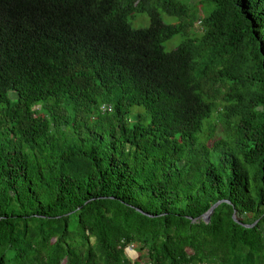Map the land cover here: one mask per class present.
I'll use <instances>...</instances> for the list:
<instances>
[{
    "label": "trees",
    "instance_id": "1",
    "mask_svg": "<svg viewBox=\"0 0 264 264\" xmlns=\"http://www.w3.org/2000/svg\"><path fill=\"white\" fill-rule=\"evenodd\" d=\"M203 1L0 0V264H264V0Z\"/></svg>",
    "mask_w": 264,
    "mask_h": 264
},
{
    "label": "rangeland",
    "instance_id": "2",
    "mask_svg": "<svg viewBox=\"0 0 264 264\" xmlns=\"http://www.w3.org/2000/svg\"><path fill=\"white\" fill-rule=\"evenodd\" d=\"M189 1H190V4L192 5V17L194 19L193 26L192 28L189 29V32L191 36H194L201 32V28L199 24L200 19L202 18V16L208 13L210 9H212V5L208 1H203L200 4H199V0H189ZM161 15H162L163 21L165 22H176L177 21L176 17L168 16L164 13H162ZM128 24L130 25L132 29L144 28L149 25V17L145 12H134L128 18ZM183 37L184 36L182 34H176L172 36L171 38H169L168 40L164 41L163 42L164 49L166 51L174 49L182 41ZM134 109L144 112V109L139 106L135 107ZM86 118H87V115L84 112V110L80 107H77L75 109V119L79 122H83L86 120ZM218 126H219L218 127L219 129H222L220 128L222 125L218 124ZM219 129H217L218 132H219ZM129 256L133 259H138V257L134 253H131V255Z\"/></svg>",
    "mask_w": 264,
    "mask_h": 264
},
{
    "label": "water",
    "instance_id": "3",
    "mask_svg": "<svg viewBox=\"0 0 264 264\" xmlns=\"http://www.w3.org/2000/svg\"><path fill=\"white\" fill-rule=\"evenodd\" d=\"M221 201H216L214 204H212L207 211H205L202 215L201 218L205 221L208 222L210 219V215L213 212L214 208L220 203ZM232 218L234 221L239 222L236 218L235 211L232 214ZM242 224V223H241ZM245 226H252L253 224H244ZM135 252V251H134ZM133 257V256H132Z\"/></svg>",
    "mask_w": 264,
    "mask_h": 264
},
{
    "label": "built area",
    "instance_id": "4",
    "mask_svg": "<svg viewBox=\"0 0 264 264\" xmlns=\"http://www.w3.org/2000/svg\"><path fill=\"white\" fill-rule=\"evenodd\" d=\"M101 108L104 110V109H105V106L103 105V106H101ZM125 249H126V252H127L129 255H131V253H134V254H135L134 249H133V247H132L131 245L125 247ZM132 259H133V258H132Z\"/></svg>",
    "mask_w": 264,
    "mask_h": 264
}]
</instances>
